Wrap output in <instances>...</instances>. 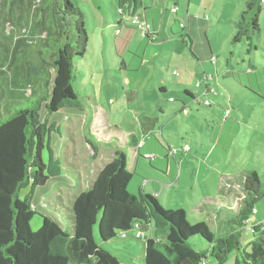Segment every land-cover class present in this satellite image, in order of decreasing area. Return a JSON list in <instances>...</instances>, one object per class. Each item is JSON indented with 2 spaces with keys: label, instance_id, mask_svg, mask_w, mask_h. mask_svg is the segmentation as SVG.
<instances>
[{
  "label": "rangeland",
  "instance_id": "rangeland-1",
  "mask_svg": "<svg viewBox=\"0 0 264 264\" xmlns=\"http://www.w3.org/2000/svg\"><path fill=\"white\" fill-rule=\"evenodd\" d=\"M208 1L210 2L205 1L204 5L192 3L191 9L194 11V15L190 18L192 28L190 36L193 39V52L203 49L206 54H210L214 49L215 55L210 58L211 62L199 60L201 63H195V61L188 62L186 59L181 60L178 55L175 59H170L168 55L176 49L174 46L166 44L163 47L164 52H162V37L159 44L146 41L145 45H141L140 42L145 40L144 36L129 18L118 16L117 0H72L85 16V29L89 40L87 60L76 59L79 71L75 74L73 89L81 98L89 97L94 101V97H96L101 105L100 110L105 112L96 113V115L93 106L89 104L88 100L85 101L87 109L97 117L96 119L83 118L87 123L83 124L81 119H73L65 113L48 118L49 112L46 103L41 104L39 111L41 120L45 122L48 118L50 125L55 123L62 130V135L53 132L50 142L55 160L60 163L61 168H64L68 163L73 164L75 170L81 174L82 181L89 174H93L96 169L104 168L106 164L101 159L91 166V169L83 168L84 162L81 161V158L88 159L89 152L91 153L89 145H93L95 147L93 156L97 154L104 158L102 155L111 154L112 161L116 153L124 154L127 169H130L131 152L115 142L120 133L115 129L111 137L107 138L104 127L117 126L124 133H134L141 138L140 122L144 117H149L160 121L156 123L153 119V122L156 123L155 130L159 143L165 148L168 147L162 142L160 135V130L164 129V139L170 147H173L172 151L179 154L178 160L183 159V156H189L188 163H184V170L187 172L185 175H191V171H194L195 175L196 172L207 176L212 173L214 178H221L222 175H225L229 179L237 178L238 181H241L244 172H255L264 183V6L259 18L261 34L254 41L258 49L252 55L244 56L245 45L231 43L238 30L242 14L246 10L244 0ZM23 3L20 9L13 12L11 21H6L7 10L0 13V63L4 65V68L0 69L4 78L1 84L3 91H0V103L2 104L3 101H8V103L13 100L23 101L25 99L27 101V98L36 90L43 94L48 86L45 85L47 84L46 80L42 81V76L37 78V75L33 74V70L41 67L39 72L44 77L53 71L48 65L51 63L56 46L54 40L48 42L49 35L45 33V27L40 25L41 16L38 10L43 6V2L42 0H23ZM261 4L264 5V2ZM174 13L176 14V12ZM206 16L209 17L208 20L205 19ZM177 17L176 14L175 19ZM178 19L176 20L182 23L179 26L182 25L186 30L187 19L181 17ZM120 20L124 21L126 27L135 29V33L141 36L136 40L135 46L127 56L128 62L135 61L133 69L139 67L137 70H127L125 82L128 90L138 92L140 98L138 101H132L130 106H128L127 97L123 95L120 83L117 82L120 78L121 60L114 52L116 63L113 67L114 62L110 55L113 31L108 27L111 25L114 27L113 29L118 28L116 25ZM183 28H180L181 32ZM139 48L147 49V58L143 57V51L137 55L136 51ZM7 54L10 59L6 62L4 58ZM214 59L219 60L218 62L222 65V68L218 70V76H216L215 64L212 61ZM227 60L231 65L229 72L226 69ZM244 60H246L245 64ZM248 60L257 63V69L254 70L251 81L247 76ZM12 61L16 65L11 64ZM105 64L108 67V73H104ZM88 65L94 67V72ZM193 65L197 68H193ZM175 71L179 73V76L174 74ZM27 74L29 77L23 79ZM206 75L212 79L208 81ZM182 80L184 83L180 82ZM239 80L241 83L238 82ZM164 85L167 93L162 95L160 88ZM178 85H186L188 91L194 95L195 101L185 99L183 86ZM210 85L212 93L224 96V103L234 111V114H237L238 121L235 123L238 129L235 133L225 131L226 140L228 136L231 138L229 148L219 146L209 159L208 148L218 143L214 139L220 130L216 129L217 123L214 124L213 121L215 119L220 122L221 116L226 111L221 104V98L217 102L211 97L204 96L206 88ZM49 86L53 87L52 79ZM132 99L131 96L129 101ZM183 101H185L186 107L183 106ZM207 102L212 105L211 108ZM159 107L164 109L163 113L159 111ZM18 109L16 107L13 113ZM70 118L73 121H68ZM80 121L82 122L80 123ZM87 125L90 126V129L92 128V131L89 132L87 129L86 133H83L84 135L71 129L73 126ZM222 132L223 130H221ZM84 136L87 140L82 138ZM113 136L114 138L111 139ZM119 140L123 143L121 138ZM187 147L189 150H186ZM48 156V154L45 156L46 163L49 161ZM171 159L178 168L177 159L173 156ZM198 159L201 161L207 159V162L200 163ZM147 167L149 173L143 177L139 174L135 175L128 187V192L131 195H138L142 190V192L155 197L162 206L163 200L156 195L158 191H161V188L155 180L160 176L166 177V175L157 167L151 166L149 161ZM206 167L209 169L208 172ZM190 179L188 177L187 181ZM70 183L75 184L76 182L66 176V178L50 181L39 191L35 190L32 206L38 212L31 221L33 232L36 233L41 229L42 216L50 217L63 231H66L67 226L61 214L62 207L69 208L79 194L89 191L88 186H85L84 182L81 183V179L74 186H71ZM212 186L217 191L219 185L215 182ZM224 186L226 187L225 184ZM176 192L178 193L177 201L175 202L171 197L169 202L162 207L166 211H172V209L177 211L178 207L182 206L187 213V222L191 226L200 223L192 218L188 210L187 200H189L191 192L177 189ZM27 194L28 190L22 191L20 198L24 199ZM210 198L220 201L227 199V195L210 196ZM209 206L219 207L226 215H232L227 206L214 202L209 203ZM257 209L259 214L250 218L240 239L243 248L249 253H251L254 243L252 225L256 221H264V199L257 204ZM135 236L136 231H131L128 233L127 239H122V234H119L112 242L102 243L98 227L95 228L97 244L118 258L121 264H145L144 243L137 240ZM190 242L198 250H208L210 247V244L199 236L192 238ZM235 255L230 256L228 264H234Z\"/></svg>",
  "mask_w": 264,
  "mask_h": 264
},
{
  "label": "trees",
  "instance_id": "trees-1",
  "mask_svg": "<svg viewBox=\"0 0 264 264\" xmlns=\"http://www.w3.org/2000/svg\"><path fill=\"white\" fill-rule=\"evenodd\" d=\"M42 2L38 10L40 25L49 35L48 42L54 40L56 51L48 65L53 71L44 77L39 72L40 67L33 70V74L37 78L42 76L46 86L52 79L53 87L47 86L43 94L37 90L32 92L27 101L0 103V264H121L97 244L95 228L98 227L102 243H110L119 234L127 239L129 232L137 233L136 225L145 234L143 239L135 236L144 243L145 264H228L232 254H236L234 264H264V223L252 229L251 253L240 241L250 218L258 213L254 214L253 210H257V204L264 199V183L255 172L247 173L243 186L245 199L239 212L214 232L205 222L191 226L184 210L166 211L150 194L140 191L138 195H131L128 187L134 176L127 169L125 155L117 153L98 172L89 191L76 197L69 217L72 234L63 231L47 216H42L41 229L36 233L32 231L31 221L37 214L32 207L35 190L64 172L52 157L51 136L57 131L48 118L62 110L83 111V98L75 93L73 81L79 71L76 59L87 60L89 41L85 16L72 0ZM261 2L249 0L246 3V11L231 42L245 45L244 56L258 49L254 41L261 34L259 18L264 6ZM23 4V0H0V13L7 10L6 21H11L13 12ZM141 9L139 0H118V10L129 17ZM188 42L192 50L191 40ZM9 59L7 54L4 60ZM10 63L16 65L13 61ZM3 68L0 63V69ZM119 72L121 89L127 98L137 95L125 84L124 62ZM1 74L0 91L4 79ZM247 74H254V70ZM27 77L28 74L23 79ZM185 96L193 97L189 92ZM43 102L49 112L45 122L39 113ZM16 107L19 109L13 113ZM152 121V118L141 121L143 132ZM46 153L49 155L47 163ZM28 189V195L21 199V192ZM197 236L210 244L208 250H198L191 244V239Z\"/></svg>",
  "mask_w": 264,
  "mask_h": 264
},
{
  "label": "crops",
  "instance_id": "crops-1",
  "mask_svg": "<svg viewBox=\"0 0 264 264\" xmlns=\"http://www.w3.org/2000/svg\"><path fill=\"white\" fill-rule=\"evenodd\" d=\"M205 1L210 2L208 0H139V4H142V9L140 11H138L137 15L140 16V18L143 22L148 23V25L150 26L151 34L157 35V40L155 42H153V44H159L160 38L162 37V46H161V50H163L162 52H164L163 47L166 44L174 46L176 51L170 52V55H168L170 57V59L171 58L175 59L176 55H178L181 58V60L186 59L188 62L195 61V63L196 62L201 63L199 60H203V61L209 60L211 62L210 58H212L215 55L214 49L212 50V52L210 54L209 53L206 54L203 51V49L193 52V39L190 36L191 31H192V28L190 26L191 25V19L190 18H192V16L194 15V11H192V9H191L192 3L194 2L195 5H197L199 3L204 5ZM248 1L249 0H244L245 8H246V3ZM117 2H118V0H117ZM169 9H170V11H169ZM174 9H176V14L178 15V17L176 19H178L179 17H181L183 19H187L188 27L186 28V30H185V28L182 27V25L179 26V24H182V23H181V21H177L175 19L176 14L172 12ZM168 13L171 15H169ZM117 14H118V10H117ZM118 16L120 18L125 17V16H121L119 14H118ZM205 19L208 20L209 17L206 16ZM116 27H118V28H115L116 31H115V29H113L114 27H112L111 25L108 27V28H112V31H113L112 35H111L113 45H112L111 50H110V55L112 56V59L114 62L113 67H115L114 64L116 63L115 62V53L117 54V56H119V58L121 60V64L124 62L125 69H126V74H125V80H126L127 70L132 71V70L139 69V67H136V69H133L134 68L133 62H135V61L131 60L132 63H131V61L128 62L127 56L130 53V51L133 49V47L135 46L136 40L138 38H140L141 36H139L137 33H135L136 32L135 29H129L128 27H126L124 21L120 20L117 23ZM180 28H183V29H181L182 32L180 31ZM107 30L108 29L106 28V31ZM118 31H119V33H118ZM189 40H191V42H192L191 43L192 50L189 49V45H190L188 42ZM146 41H149L151 43V41L148 38H145V40L141 41L140 44L145 45ZM231 42H232V40H231ZM180 43H182V44H180ZM105 44L106 43L104 42V45ZM183 47H184V49H183ZM141 51H143V57L147 58V49L145 48L144 50H142L141 48H139L136 51L137 55H139ZM187 51H188V54H187ZM244 54H245V50H244ZM218 61H215L216 76H218L217 75L218 70H220V68H222V65ZM245 63H246V60H244V64ZM121 64H120V66H121ZM256 64H257L256 62L254 63L252 60H248V65H249L248 66V68H249L248 72L255 70V69H253V65L256 66ZM226 65H227V68H226L227 72H229V68L231 66L229 60H227ZM88 67H90V69L94 72V67L89 66V65H88ZM193 68L196 69L197 67H195L193 65ZM256 69H257V67H256ZM104 73H108V67L106 64L104 65ZM204 74H207V73H204ZM252 75L253 74L247 75L250 81H251V78L253 77ZM207 76L208 75H206V77ZM206 79L209 81L212 78L209 79L207 77ZM117 82L120 83V78L117 80ZM180 82L184 83L183 80ZM125 84H126V82H125ZM178 86H183V90L185 91V93L189 92L186 85H178ZM120 87H121V83H120ZM49 88L51 89L50 86H49ZM160 89H161L162 95L167 93L165 85L163 87H161ZM190 94L193 97H188V96L184 95V98L185 99L188 98L192 102H194L195 97L192 93H190ZM123 95L126 96L124 92H123ZM131 96L133 97V99L131 101H129V98ZM131 96H129L127 98L128 104H129L128 106H130L132 101H138L140 99L138 92H137V95H131ZM204 96L205 97H211L215 101L217 100V102H219V98H221V104H222L223 108L226 109L224 114L221 116L222 119L220 122H217V120H215V119L213 121L214 124L217 123L216 129L217 130L220 129V130H218V132L215 135V139H214L218 143H216V144L214 143L215 145L213 147L208 148L209 149V155L208 156L210 159V156L213 153H215L216 149L219 148V146H222V147L227 146L226 148L227 149L229 148L231 138L228 136V138L226 140L225 137L227 134L225 133V131H229L232 133H235L237 131L238 126L235 123V121H238V117L236 116L237 114H234V111L230 110V108L227 107V105L224 103V101H223L224 96L212 93L211 85L208 88H206ZM82 98H83V107H84L83 111L62 110V111H59L57 114L65 113L66 115L71 116L73 119L74 118L78 119V120L81 119L83 122L80 121V123L82 122L83 124H87L86 122H84L83 118H89L90 117L91 119L92 118L96 119V117H97V116L93 115L92 111L87 109V107L85 105V101H87V100H88L89 104L93 106L92 108L95 110V114L100 113V112H105L103 110L102 111L100 110L101 105L97 101L96 97H94V101H92L91 98H89V97H82ZM23 101H26V100L24 99ZM184 102L185 101H183V106L186 107ZM211 106L212 105H210V108H211ZM163 110L164 109L162 107H159L160 112L163 113ZM57 114H55V115H57ZM198 114H202V113H198ZM144 118H149V117H144ZM152 119H154L156 123L160 122L159 120L157 121L156 118H152ZM70 120L73 121L71 118L68 121H70ZM155 122L152 121V122H148L146 124V126L144 127L146 132H143V128L141 125V136H142L141 138H139L134 133L129 132L126 134V133H124V131H122L117 126L104 127L105 128V135L107 136V138H109V137H111V135L115 129L118 130V132L120 134L118 137L116 136L117 139L115 138L116 139L115 142L121 146H124V149H127L131 152V159H130L131 168L128 170L133 174V176L139 174L140 176L143 177V176H145V174H148L149 173L148 172L149 166L147 167L148 161L151 164V166L157 167L159 170H161L166 175V177L160 176L159 178H157L155 180L161 188V191H158V193L156 195L158 196V198H161L163 200L162 206H164L165 203L167 204L169 202V199H171V197H173L172 199L175 200V202L177 201L178 193L176 192V189L179 191H184V190L190 191L191 192L190 198H188L189 200H187V201H188V210H189L192 218L197 222L207 223L212 231L218 232V230L221 229V227L225 221H227L230 217H232L234 214L239 212V210H240L239 207H237L235 210H231L229 207H231L233 205L235 198L238 197L240 193H243V186H244L248 172H244L242 174V176H241L242 180L241 181H238L237 178L229 179L225 175H222L221 178L220 177L214 178V175L212 173H209V175L207 176V175H201L200 173L196 172V175H195L194 171H191V175H189V174L185 175V173H187V172H185V170H184L185 169L184 163H188L187 160H188L189 156H187V157L183 156V159L180 158L178 160L179 154L172 151L173 147H170L169 143L164 139V135H163L164 129L160 130V135L162 137V142L167 144L168 147L165 148L161 143H159L158 138L156 136L157 131L155 130V124H156ZM53 126L56 128L57 133L62 135L61 127H57L55 123L53 124ZM71 129H73L76 132L81 133V135H84L83 133H86L87 129L89 130V132L92 131V128L90 129V126H88V125L83 126V127H78V126L74 127L73 126V128L71 127ZM147 130H150V131H147ZM221 130H223L222 133H221ZM82 138H84V140H87L85 136ZM113 138H114V136L111 139H113ZM120 138L123 140V143L121 140H119ZM51 139H52V136H51ZM225 142H226V144H225ZM89 146H91V153L89 152L88 159L81 158V161L84 162L83 168L85 167V168L91 169V166H94L99 161V159H101L103 162H105L106 165L111 161V158H112L111 154L102 155V156H104V158L100 157L101 155L97 156V154L93 156L92 153L94 151L93 150L94 146L93 145H89ZM51 151H52V149H51ZM148 155L155 156L156 160H148L146 158V156H148ZM170 155L177 159L176 162L178 163V168H176L175 163L172 161ZM52 157H53L54 161H56L53 151H52ZM104 160H107V161H104ZM206 160L207 159H204V161H201L198 159V161H200V163H205V162H207ZM62 169L64 172L60 176H57L55 178L50 179L47 183H49L50 181L59 180L62 178H66V176H69L73 181L76 182L75 184L79 183L80 179H81V183L84 182V185L85 186L87 185L88 188L90 189L91 184L95 180L98 172L100 170H102L103 168L102 169L101 168L96 169L93 174H89L88 177L85 178L83 181L81 178V174L75 170V166L73 164L68 163ZM149 169H150V167H149ZM215 169H217V166H215ZM208 170H209L208 167H206L207 172H208ZM188 177L191 178L189 181H187ZM90 179H91V181H90ZM149 180H151V179H149ZM215 182L219 185L217 191H215V189L212 186V184ZM46 184L42 187L37 188L36 190L39 191L40 189L44 188L46 186ZM75 184L70 183L71 186H74ZM224 184L226 185V187L224 186ZM140 191H142V190H140ZM28 193H29V189H28ZM226 195H227V199H221L220 201L218 199H215V198H210V196H226ZM74 201L72 202V204L69 208L68 207H62V209H61L62 217L64 218L66 226H67L66 232L68 234H72V223L69 220V217L72 214L71 209H72ZM211 202H214L217 204L219 203L223 206H227L230 209V211L232 212V215L231 216L226 215L224 213V211H222L219 207H210L209 203H211ZM178 209L185 210V208L182 206L178 207ZM35 211L38 212L37 210H35ZM257 211H258V209H257ZM258 214H259V211L256 215H258ZM227 216H228V218H227ZM263 223H264V221H260V222L256 221L252 225V229L257 225H262Z\"/></svg>",
  "mask_w": 264,
  "mask_h": 264
},
{
  "label": "built area",
  "instance_id": "built-area-1",
  "mask_svg": "<svg viewBox=\"0 0 264 264\" xmlns=\"http://www.w3.org/2000/svg\"><path fill=\"white\" fill-rule=\"evenodd\" d=\"M262 2H264V0H262ZM176 12V9L173 10V13ZM118 14L121 16H126L128 17L133 25L137 26L138 29L140 30V32L142 33V35L145 38H148L151 42H155L157 40V35L151 34L150 32V26L148 25V23L143 22L140 18L139 15H132L131 17L127 16L126 14H124V12H122L121 10H118ZM183 27V26H182ZM119 33V31H118ZM216 59L213 60V62L215 63ZM176 76H178L179 74L177 72L174 73ZM197 87H199V85H197ZM207 104L210 105L209 102H207ZM186 150H189V148L187 147ZM146 158L148 160H156V157L153 155H148L146 156ZM238 198V199H237ZM245 199V196L243 193H240L238 197L235 198L233 205L231 207H229L231 210H235L237 207L241 208V203L242 201ZM253 213L256 214L257 210L254 209ZM136 229H137V233H136V238L137 239H143L145 237V234L139 229V226L136 225ZM126 237V235H124V238Z\"/></svg>",
  "mask_w": 264,
  "mask_h": 264
}]
</instances>
